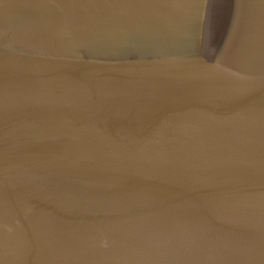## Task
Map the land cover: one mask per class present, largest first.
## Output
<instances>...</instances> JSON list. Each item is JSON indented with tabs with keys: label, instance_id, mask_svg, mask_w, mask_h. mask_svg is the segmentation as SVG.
<instances>
[{
	"label": "water",
	"instance_id": "1",
	"mask_svg": "<svg viewBox=\"0 0 264 264\" xmlns=\"http://www.w3.org/2000/svg\"><path fill=\"white\" fill-rule=\"evenodd\" d=\"M200 3L0 0V264H264V0Z\"/></svg>",
	"mask_w": 264,
	"mask_h": 264
},
{
	"label": "bare ground",
	"instance_id": "2",
	"mask_svg": "<svg viewBox=\"0 0 264 264\" xmlns=\"http://www.w3.org/2000/svg\"><path fill=\"white\" fill-rule=\"evenodd\" d=\"M217 7V0H202V4L192 6L191 15L196 14V19L198 18L199 22H195L193 24L194 26L197 24L195 28L193 27V30L181 37L182 48L204 51L219 42L218 34L210 31L217 21L222 23L220 19L218 20L219 9Z\"/></svg>",
	"mask_w": 264,
	"mask_h": 264
},
{
	"label": "rangeland",
	"instance_id": "3",
	"mask_svg": "<svg viewBox=\"0 0 264 264\" xmlns=\"http://www.w3.org/2000/svg\"><path fill=\"white\" fill-rule=\"evenodd\" d=\"M86 143H103V142H86ZM105 143H109V142H105Z\"/></svg>",
	"mask_w": 264,
	"mask_h": 264
}]
</instances>
